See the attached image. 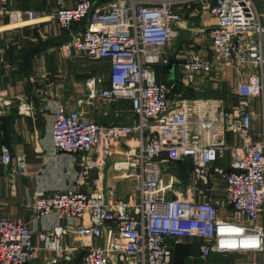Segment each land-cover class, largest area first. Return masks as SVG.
Here are the masks:
<instances>
[{
	"label": "built area",
	"instance_id": "2783aa9c",
	"mask_svg": "<svg viewBox=\"0 0 264 264\" xmlns=\"http://www.w3.org/2000/svg\"><path fill=\"white\" fill-rule=\"evenodd\" d=\"M13 1L0 0V19L17 24L36 18L34 11L12 10ZM198 10L213 20L206 31L210 53L192 45L173 49L181 13L194 16ZM54 20L69 33L65 52L106 61L108 68L106 75L85 79L76 108L45 107L52 155L82 157L100 185L58 187L51 195L44 188L34 191L32 215L47 225L39 236L42 247L77 252V264H172L173 247L187 239L201 242L202 261L211 253H264V223L258 222L264 209V136L254 139L248 109L249 99L260 100L264 128V20L255 1L76 0L70 7L61 4ZM172 57L187 86L198 77L219 81L227 69L246 71L233 86L237 103L228 109L220 96L171 95L156 68ZM121 102L127 106L121 108ZM11 103L0 97V111ZM84 103L102 108L104 115L114 108L113 120L89 119L80 109ZM122 113L135 120H116ZM112 144L122 147L120 159H111ZM226 153L227 169L216 164ZM0 164L9 167V177L26 173L24 156L5 144ZM110 170L120 174L114 183H128L125 196L109 183ZM174 175L175 181L167 180L172 187L164 186ZM178 180L179 188L173 187ZM218 186L223 198L205 200ZM70 234L76 240L71 249ZM37 249L29 225L0 219V264H29ZM242 264H264V258Z\"/></svg>",
	"mask_w": 264,
	"mask_h": 264
},
{
	"label": "crops",
	"instance_id": "0c3cea01",
	"mask_svg": "<svg viewBox=\"0 0 264 264\" xmlns=\"http://www.w3.org/2000/svg\"><path fill=\"white\" fill-rule=\"evenodd\" d=\"M76 0H14L10 7L14 11H34L36 18L28 20L25 17L17 24H9L6 19H0V97L11 98V107L0 111V144L9 147L12 153H19L26 161V173L14 174L9 177V167L0 164V219L19 220L31 227L32 243L38 249L33 254L29 264H49V260L58 258L57 264H77L81 254L66 251L62 254L42 247L39 236L45 231L46 223L36 222L32 215L29 198L38 188H44L51 195L56 188L75 186L87 189L99 186L98 173L84 167L82 157L52 155L50 148V108L53 104H63L68 109L76 108V101L84 94L85 79L94 74H107L106 61L88 59L81 55L73 56L64 50V44L69 33L59 28L54 20L55 10L62 4L73 6ZM190 11L181 13L176 24L178 37L172 48L178 49L192 45L195 50H205L208 54L209 43L206 31L213 22L207 11H197L193 16ZM78 24H74L76 28ZM178 62L174 57L168 65L156 68L158 81L171 88V95L181 92L185 97L220 96L225 107L230 109L237 103L233 86L246 78L244 70L227 69L220 73L219 81L211 77H198L193 86L183 82ZM127 106L125 102L119 105ZM30 108V114L23 111ZM89 119L97 123H107L113 120L111 108L108 115L102 108L90 107L84 103L81 106ZM248 109L252 114V133L254 139L264 136L262 124V106L258 99H249ZM130 119L125 113L116 118L122 123ZM115 120V119H114ZM135 120V117L132 119ZM130 120V121H132ZM129 121V122H130ZM232 134L227 133L226 139L232 141ZM111 159L122 156V147L111 145ZM216 164L227 169L228 154L218 159ZM110 175V171L108 172ZM109 183L122 194V184L119 189L108 176ZM222 187L214 192H207L205 200L222 199ZM225 215L231 213V207L224 208ZM259 223H264V209L260 213ZM69 236V248H73L76 240L73 234ZM199 240L187 239L185 243L174 246L172 264H242L250 259H263L264 253L256 254H219L211 253L205 261L198 259ZM65 247V243L61 242ZM221 258L215 263L211 257Z\"/></svg>",
	"mask_w": 264,
	"mask_h": 264
},
{
	"label": "rangeland",
	"instance_id": "374dc122",
	"mask_svg": "<svg viewBox=\"0 0 264 264\" xmlns=\"http://www.w3.org/2000/svg\"><path fill=\"white\" fill-rule=\"evenodd\" d=\"M254 1H255L256 5H257V8H258V10H259V12H260V14H261L263 20H264V0H254ZM171 173L174 174L172 171H171ZM111 176H113V177L111 178L112 181H116L118 178H120V174H116V173H114L112 170H110V175H109V177H111ZM114 178H116V179L114 180ZM169 178H170V179L166 178V182H165V183H166L167 185H164V186L172 187L171 183H169L167 180L175 181V180H176L175 175H174V176H171V177H169ZM180 179H184V180H185V175H184V177H181ZM176 182H177V181H176ZM114 184H115V183H114ZM121 184H122V191H126V193H127L126 185H127L128 183H127V182H122ZM180 184H181V183H180V181L178 180V182L175 183V184L173 185V187H177V188H179ZM119 185H120L119 183H116V188H117V189H119V187H120ZM211 260L214 261L215 263H219L218 261L222 262L221 258H218V261H217L215 255L211 257Z\"/></svg>",
	"mask_w": 264,
	"mask_h": 264
},
{
	"label": "trees",
	"instance_id": "16d2710c",
	"mask_svg": "<svg viewBox=\"0 0 264 264\" xmlns=\"http://www.w3.org/2000/svg\"><path fill=\"white\" fill-rule=\"evenodd\" d=\"M180 165H182L181 163H179V167H181Z\"/></svg>",
	"mask_w": 264,
	"mask_h": 264
},
{
	"label": "bare ground",
	"instance_id": "6f19581e",
	"mask_svg": "<svg viewBox=\"0 0 264 264\" xmlns=\"http://www.w3.org/2000/svg\"><path fill=\"white\" fill-rule=\"evenodd\" d=\"M113 176H111V178H112ZM116 178H114V180H115Z\"/></svg>",
	"mask_w": 264,
	"mask_h": 264
}]
</instances>
